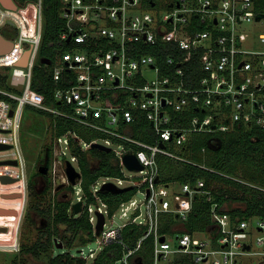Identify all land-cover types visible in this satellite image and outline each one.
<instances>
[{
    "label": "built area",
    "instance_id": "2783aa9c",
    "mask_svg": "<svg viewBox=\"0 0 264 264\" xmlns=\"http://www.w3.org/2000/svg\"><path fill=\"white\" fill-rule=\"evenodd\" d=\"M263 4L264 0H61L60 17L65 26L59 41L68 48H58L51 64H46L61 109L47 105L32 90L43 38V0L18 6L16 11L0 4V30L7 25L19 29L10 40L13 50L0 55V77L5 78L0 83V145L10 147L0 154L12 149L14 156L0 155V162L18 163L0 165V185L3 177L11 178L8 187L14 190L8 196L20 199L13 210L16 217L11 214L12 231L0 235V252L17 254L22 249V201L27 199L29 178L20 132L25 109L31 107L47 114L49 133L52 118H63L96 135L90 142L71 131L52 138L50 170L55 187L71 185L67 164L78 161L71 154L72 141L83 151L94 144L111 148L122 168L126 154H134L143 166L134 187L144 199L138 203L133 197L120 205L117 211L127 221L118 227L106 229L108 216L112 219L115 213L111 215L97 196L113 178H102L108 182L99 186L98 181L93 187L97 204L95 208L90 205L88 212L94 232L97 213L105 217L103 231L96 236L101 251L119 242L127 226L146 228L135 247L127 248L115 264H136L135 255L148 237L153 238L152 264H181L182 258L193 264H250L252 256H260L256 264H264V236L256 242L263 251L252 252L251 234L264 233V221L257 217L233 220L216 212L214 205V228L208 234L163 235V217L172 214L180 222L187 220L194 195L205 184L199 181L195 189L190 184L160 185L158 170L160 156L189 163L178 149L194 133L219 135L242 127L264 131ZM161 6L164 11H158ZM164 45H170L172 55L160 61L155 48ZM194 60H199L201 77L196 75L195 65L191 66ZM185 113L186 118L175 117ZM140 121L150 123L154 143L126 133V128ZM115 144L122 151L113 150ZM67 152L71 161L64 159ZM2 166L11 170L4 171ZM116 180L117 187L124 182ZM78 201L83 202L82 195ZM144 212L145 218L140 220ZM175 230L181 231L178 226ZM96 256L92 251L89 258Z\"/></svg>",
    "mask_w": 264,
    "mask_h": 264
},
{
    "label": "trees",
    "instance_id": "16d2710c",
    "mask_svg": "<svg viewBox=\"0 0 264 264\" xmlns=\"http://www.w3.org/2000/svg\"><path fill=\"white\" fill-rule=\"evenodd\" d=\"M14 1L22 7L37 0ZM261 9L264 10V4ZM60 10L61 0H43V38L32 82L33 92L42 95L47 105L57 109H61V105L54 99V80L49 67L41 63V59L53 60L58 48L61 46L68 48L66 44L59 41L65 26V22L60 17ZM1 33L9 40H14L17 36L15 29L4 28ZM169 47L170 45H164L161 48H155V51L159 52L160 61L167 55H172V51L168 50ZM150 51L152 52L149 49L148 52ZM192 65L196 67V75L201 77L199 60L192 61ZM6 70L9 69L6 68ZM188 74L192 75L191 68L188 69ZM1 82L4 84L5 78L0 77ZM114 104L113 102L112 105ZM28 108L39 115H47L34 108ZM186 115L187 113L175 117L186 118ZM52 124L53 128L50 131L52 138L64 136L70 131L77 133L86 142L96 138L95 134L63 118H52ZM126 133L146 143H154L156 139L150 123L146 121L130 125L126 128ZM178 151L189 163H180L160 156L158 158L159 184L166 186L190 184L195 189L198 182L202 181L205 186L194 195L192 210L187 220L180 222L172 214L163 217L161 227L163 235H175L181 232L208 234L214 228L212 219L214 205L216 212L228 215L233 220L241 221L257 217L264 221V131L242 127L231 133L219 135L194 133ZM71 154L77 158L81 174L79 185L84 202L82 212L78 215L74 214L73 206L78 201L74 203L68 195L74 191L72 185L65 186V191L62 189L54 193L53 175L51 172L48 176L45 175L42 193L50 196L49 207L46 211L32 207L33 210L47 216L48 225L42 234L46 236V240L43 242L38 238L31 247L23 246L21 252L30 253L35 257L40 256L41 253L51 254L48 264H115L122 259L127 248H134L145 235V227L127 226L121 232L119 242L105 247L91 262L81 255H75L71 249L81 248L96 241L88 212L90 205L97 204L93 187L102 178L123 179L119 159L115 153L98 148L83 151L74 141L71 143ZM47 155L52 158L50 145H46L43 156L38 160L39 164H47ZM39 175L37 170L28 182V191L30 190L32 194H38L33 178ZM136 193L138 188L133 187L132 190L121 194L100 190L97 196L108 206L112 215L122 203L130 201ZM60 194H63L61 198H59ZM32 207H29V213ZM27 218L30 219L28 213ZM177 225H181V231L175 230ZM60 245L62 247H59ZM152 251L153 238L148 237L144 240L142 249L135 255L136 264H152ZM180 262L193 264L187 258H182ZM11 264L18 263L14 260Z\"/></svg>",
    "mask_w": 264,
    "mask_h": 264
},
{
    "label": "rangeland",
    "instance_id": "374dc122",
    "mask_svg": "<svg viewBox=\"0 0 264 264\" xmlns=\"http://www.w3.org/2000/svg\"><path fill=\"white\" fill-rule=\"evenodd\" d=\"M146 12L152 13L153 11L150 9L145 10ZM158 11H164L163 7L161 6ZM20 19V17H19ZM20 27L22 28V18L19 20ZM5 28L16 30L17 35L19 33V29L12 26H6ZM3 29L0 30L2 32ZM27 107L25 109L23 120H22V129L20 132V146L21 150L24 155L25 159V165H26V173L28 175V181L32 179L34 173L39 169L41 164H39V159L43 156V153L46 149V145H52V136L49 133V127H48V120L45 118V115H39L36 112L32 110H28ZM113 150L115 151H122L121 147L119 145L115 144L112 146ZM63 150H65V146L63 145ZM13 150L6 151V153L0 154L4 157H10L13 158L14 156ZM2 158V157H0ZM62 157L61 159H63ZM67 161H71V154L67 152L66 158H64ZM74 168L79 172V166L77 163L72 162ZM2 169L4 171L11 170L9 166H2ZM53 174V172L51 173ZM122 174H123V180L124 182L119 185V188H128V187H134L135 181L140 180L142 175L137 172L130 171L126 167L122 168ZM58 175L61 177L62 173L60 170H58ZM16 178V177H15ZM113 182L115 185H117V180L112 179L109 180ZM131 181V182H130ZM33 182L35 184V188L38 192V194H32L31 191H28L26 202L23 203L24 207H22V227L20 230V239L21 244L23 246H27L28 248L32 246V244L35 243V241L40 238L44 242L46 240V236H42L44 231L46 230V226L48 225V219L43 215V213H39L36 210H33V207H37L42 211H46L50 204V196L43 194V181L40 177L36 176L33 178ZM106 179L99 180V186H102ZM10 183H1L0 185V235L3 234H10L12 231V225H11V214L15 208H17L20 205V199L17 197H13V195H8L9 192L12 193V188L8 187ZM54 185V184H53ZM59 185V186H58ZM58 187L54 186V193L58 192L63 189L64 186H61L58 184ZM73 187V193L68 194L70 198H72L73 202H77L79 197L82 195L80 192V185H72ZM63 195V194H62ZM59 195V198L62 196ZM134 199L140 203L144 199V195L142 192L136 193L134 196ZM31 208V212L30 208ZM94 208L96 207L95 204H93ZM144 211V209H143ZM27 213L30 214V219L27 218ZM145 212L143 213L140 220H143L145 218ZM111 217L108 216L107 218V227L106 229H109L111 227H118L119 225L124 224L127 221V218L121 217V212L117 211L115 212L114 217L111 219ZM178 229H181V225H177ZM264 233H257L253 232L251 234L252 240L251 243L253 245L252 252H262L263 248L261 246H258L257 239L260 237H263ZM81 251V253H79ZM92 251H95L98 255L101 251L100 246L98 245L97 241L90 242L81 248H74L71 249V252L75 255H81L85 257V259L89 258V255ZM53 252V251H52ZM56 252H61L60 250H56ZM65 252V250L63 251ZM51 254L47 253H41L40 256L35 257L31 255L30 253H24L23 251L17 254L13 253H6V252H0V264H11L12 261H16L18 264H48L49 257ZM260 256H252L251 257V263L250 264H256L258 260H260ZM93 259L89 258L87 259L88 262H91Z\"/></svg>",
    "mask_w": 264,
    "mask_h": 264
},
{
    "label": "water",
    "instance_id": "95a60500",
    "mask_svg": "<svg viewBox=\"0 0 264 264\" xmlns=\"http://www.w3.org/2000/svg\"><path fill=\"white\" fill-rule=\"evenodd\" d=\"M0 4L4 8L11 10V11H16L18 9V5L14 0H0ZM13 47H14L13 42L6 39L0 33V55L10 53L13 50ZM41 63L49 65V64H51V60L48 58H43V59H41ZM93 148H98V149H101V150L107 151V152L112 151L111 148H108V147H105V146H102L99 144H94ZM7 149H10V147L5 146V145H0V150H7ZM122 160H123L125 167L127 169H129L130 171L139 172V171H142L144 169L134 154H126L123 156ZM17 164L18 163L16 161L0 162V165H14V166H16ZM48 171H49V167L47 164H44L40 167V172L42 174H47ZM66 173H67V176H68V179H69L71 185H76L78 183V180L81 179L80 172H78L70 162L67 164ZM2 181L4 183L13 182V180L9 177H3ZM132 189H133V187L119 188L113 183H106L102 186L101 191L121 194L123 192L129 191ZM13 197H17V195H15ZM73 209H74L75 215L80 214L83 210V202L78 201L76 204H74ZM13 215H14V217H16L17 213L13 212ZM97 217H98V222H97V225L95 228V235L97 237H99L103 231V228H104L105 217L101 213H97ZM161 241L164 242V238H162ZM59 247H62V245H60ZM246 248L249 249L250 247L247 246ZM79 252L81 253V251H79Z\"/></svg>",
    "mask_w": 264,
    "mask_h": 264
},
{
    "label": "flooded vegetation",
    "instance_id": "af4514ba",
    "mask_svg": "<svg viewBox=\"0 0 264 264\" xmlns=\"http://www.w3.org/2000/svg\"><path fill=\"white\" fill-rule=\"evenodd\" d=\"M18 5V4H17ZM1 33V32H0ZM2 34V33H1ZM46 162H47V165H50V163H51V158H50V156L49 155H47V158H46ZM42 166V165H41ZM40 166V167H41ZM40 167H39V169H38V171H39V173H40V175L38 176V177H40L41 178V180L42 181H44V176L46 175V176H48L49 174H50V172H51V170H50V167H49V171H48V173L47 174H42L41 172H40ZM6 196H8V195H6Z\"/></svg>",
    "mask_w": 264,
    "mask_h": 264
},
{
    "label": "crops",
    "instance_id": "0c3cea01",
    "mask_svg": "<svg viewBox=\"0 0 264 264\" xmlns=\"http://www.w3.org/2000/svg\"><path fill=\"white\" fill-rule=\"evenodd\" d=\"M7 39V38H6ZM9 40V39H8Z\"/></svg>",
    "mask_w": 264,
    "mask_h": 264
}]
</instances>
